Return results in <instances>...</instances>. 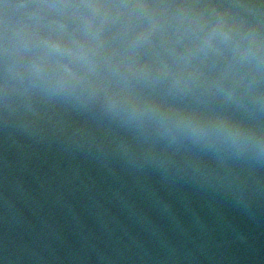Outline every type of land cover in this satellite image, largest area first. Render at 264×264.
I'll list each match as a JSON object with an SVG mask.
<instances>
[{
    "label": "clouds",
    "instance_id": "clouds-1",
    "mask_svg": "<svg viewBox=\"0 0 264 264\" xmlns=\"http://www.w3.org/2000/svg\"><path fill=\"white\" fill-rule=\"evenodd\" d=\"M0 126L191 168L250 208L264 200V0H0Z\"/></svg>",
    "mask_w": 264,
    "mask_h": 264
},
{
    "label": "water",
    "instance_id": "water-1",
    "mask_svg": "<svg viewBox=\"0 0 264 264\" xmlns=\"http://www.w3.org/2000/svg\"><path fill=\"white\" fill-rule=\"evenodd\" d=\"M0 264H264V200L0 126Z\"/></svg>",
    "mask_w": 264,
    "mask_h": 264
}]
</instances>
